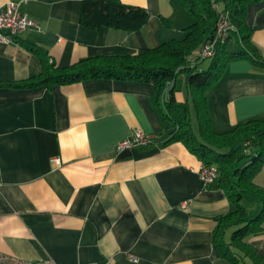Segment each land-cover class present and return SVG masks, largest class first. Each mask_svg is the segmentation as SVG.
<instances>
[{"label":"crops","instance_id":"obj_1","mask_svg":"<svg viewBox=\"0 0 264 264\" xmlns=\"http://www.w3.org/2000/svg\"><path fill=\"white\" fill-rule=\"evenodd\" d=\"M81 1L24 0L21 11L39 29L0 40V83L41 73L31 44L66 68L100 55L134 56L181 38L193 20L179 0H120L147 10L142 27L89 28L80 22ZM245 21L259 62L229 59L206 87L217 132L264 119V0L247 5ZM166 90L110 78L0 87V253L53 264H264V232L248 236L244 251L229 246V258L215 246L217 218L234 205L217 179H201L197 156L167 142ZM175 98L189 101L196 120L182 77ZM137 130L154 140L118 150ZM253 179L264 193V163ZM244 196L258 198L245 207L259 212V195Z\"/></svg>","mask_w":264,"mask_h":264},{"label":"trees","instance_id":"obj_2","mask_svg":"<svg viewBox=\"0 0 264 264\" xmlns=\"http://www.w3.org/2000/svg\"><path fill=\"white\" fill-rule=\"evenodd\" d=\"M179 1L193 19L181 38L140 49L134 56L100 55L82 59L66 68L57 66L45 51L31 44L27 47L38 56L41 73L22 81L1 82L0 87H50L88 78L152 82L157 94L167 87V100L162 111L170 134L167 142L183 143L203 165L214 166L217 186L224 190L234 205L229 213L217 218L213 232L219 253L229 258L232 254L229 246L244 251L248 247V236L264 232V193L253 179L264 163V119H249L229 131H215L205 89L216 79L227 60L248 57L254 63L259 62L252 56L255 51L251 42L252 29L245 21L247 5L259 0ZM221 13H227L233 30L217 43L212 56L202 58L200 50L211 40ZM147 18L145 8L123 4L120 0H82L80 4V22L89 28L108 26L132 31L142 27ZM231 40L239 45L238 51H228L227 44ZM208 58L212 59L208 69H199V64ZM181 77L192 96L199 135L192 128L189 101H177L175 98L176 83ZM245 194L259 195L262 200V207L254 216H250L241 203ZM228 230H231L229 242L225 239Z\"/></svg>","mask_w":264,"mask_h":264},{"label":"built area","instance_id":"obj_3","mask_svg":"<svg viewBox=\"0 0 264 264\" xmlns=\"http://www.w3.org/2000/svg\"><path fill=\"white\" fill-rule=\"evenodd\" d=\"M24 0H9L0 8V40H13L14 37L24 33L29 29H39L37 22L29 18L20 9ZM214 7H217L214 4ZM233 30V25L227 18V13H221L216 23V28L211 40L200 50V56L210 57L213 55L218 42H222ZM154 140V136L142 130L135 131L130 137L123 139L117 145L118 150L129 148L136 145L149 144ZM58 162V160L56 159ZM216 168L212 165H203L200 170L201 179L205 183H211L216 178ZM0 264H53L50 260L29 261L13 255L0 253ZM98 264V263H86ZM105 264H111L110 262Z\"/></svg>","mask_w":264,"mask_h":264},{"label":"rangeland","instance_id":"obj_4","mask_svg":"<svg viewBox=\"0 0 264 264\" xmlns=\"http://www.w3.org/2000/svg\"><path fill=\"white\" fill-rule=\"evenodd\" d=\"M227 49L229 51H238L240 49L239 45L236 44V42H234L233 40H231L228 44H227ZM211 58L205 59L204 61H202L199 64V69L201 70H206L209 67V64L211 63ZM197 120H195L194 116H192V128L194 130V132L196 134L199 135V131H198V124L196 123ZM254 201H258L257 197L254 196H244L241 203L246 206L248 209L254 207ZM256 213H258V211L256 209H254L253 212H251L250 216H254Z\"/></svg>","mask_w":264,"mask_h":264}]
</instances>
